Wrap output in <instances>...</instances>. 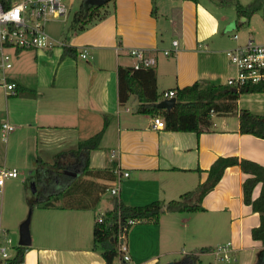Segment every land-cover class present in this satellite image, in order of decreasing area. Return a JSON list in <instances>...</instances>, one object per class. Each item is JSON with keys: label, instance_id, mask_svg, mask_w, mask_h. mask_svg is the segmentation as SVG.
<instances>
[{"label": "crops", "instance_id": "1", "mask_svg": "<svg viewBox=\"0 0 264 264\" xmlns=\"http://www.w3.org/2000/svg\"><path fill=\"white\" fill-rule=\"evenodd\" d=\"M73 1L78 9L86 0H68L69 6ZM225 2L109 0L106 8L110 13L82 32L68 30L67 35L60 32L56 36L48 30L76 55L64 56L63 47L24 50L18 55V67L14 65L11 71L15 92L0 88V133L3 123L12 126L2 138L4 143L0 137V171L16 169L32 190L30 178L38 157L51 163L56 153L75 148L80 140L102 129L99 148L90 153V168L106 169L114 161V178H83L108 188L116 182L117 169L127 172L128 176L120 178L116 198L128 206L167 202L195 191L218 157L244 158L264 166V139L240 133L235 113L212 114L211 125L199 134L170 131L154 128L153 116L137 113L136 107L129 105L138 104L134 96L124 104L117 98V69L133 66L132 48L146 50L155 58L160 94L194 82L225 85L232 65L224 52L241 43L239 36L234 39L225 31L232 20L238 25V19L223 10ZM153 4L155 14L151 13ZM250 18L242 21L249 23ZM84 48L87 55L82 58L79 54ZM166 49L172 51L170 55H164ZM237 108L264 114V92L240 95ZM245 177L237 165L226 167L202 198V211L166 213L156 224H133L126 238L127 264H172L183 255L190 258V264H200L201 257H206L208 264L211 251L227 241L233 244L235 264H257L255 255L260 258L263 247L251 238V228L258 225L259 216L243 201ZM16 178H6L0 187L8 191L9 180ZM106 188L93 207L82 209L40 208L33 193L30 245L22 263L105 264L93 248L92 230L96 216L112 207ZM259 189L257 185L253 197ZM25 218L20 216L18 222ZM200 218L207 222L210 234L220 230L219 222H226L224 239L203 246L207 251H201L198 243Z\"/></svg>", "mask_w": 264, "mask_h": 264}, {"label": "trees", "instance_id": "2", "mask_svg": "<svg viewBox=\"0 0 264 264\" xmlns=\"http://www.w3.org/2000/svg\"><path fill=\"white\" fill-rule=\"evenodd\" d=\"M192 1L197 2V0ZM106 5V3L103 5L80 4L71 17L69 31L82 32L105 18L110 13ZM234 7L237 19L243 17L248 20L261 9L264 20V0H253L245 5L236 0ZM151 13L155 14L154 4ZM62 54L75 56L76 52L73 48L65 46L62 48ZM263 92L264 84L248 85L237 90L227 85L207 84L203 86L199 82H194L191 85L174 89L173 97L176 100L174 106L170 109H163L156 106V103L163 98V94L158 93L156 89L154 66L137 69L120 66L117 69L118 102L124 104L130 96H134L138 102L137 113L160 117L163 120L164 129L170 131H192L199 134L211 125L212 114L235 113L238 116L240 133L252 134L264 139V114H255L248 109L237 108L240 95ZM105 125L104 123V127ZM102 134L103 129L80 140L75 148L56 153L51 163L39 157L36 159V165L30 178L35 187L36 206L82 209L93 207L97 203L99 194L104 192L106 186L88 181L83 176L110 180L114 178V161L106 169L94 171L90 168V153L99 148ZM233 165H237L246 175L242 183L244 203L250 205L259 216L258 225L251 228V238L263 247L260 256L263 260L264 166L252 160L236 157H218L207 170L206 180L198 184L195 191L186 192L178 199L167 202L156 200L142 206H128L113 197L112 207L100 215L101 221H94L93 248L98 249L105 264H112L118 257L115 234L118 227L123 226L127 220L156 224L166 213L202 211L200 203L204 195L217 184L225 168ZM257 185H260L259 193L253 197V191ZM26 249L27 247L17 245L11 263H22ZM208 249L203 247L200 250L207 251ZM189 259L184 257L172 264H190Z\"/></svg>", "mask_w": 264, "mask_h": 264}, {"label": "built area", "instance_id": "3", "mask_svg": "<svg viewBox=\"0 0 264 264\" xmlns=\"http://www.w3.org/2000/svg\"><path fill=\"white\" fill-rule=\"evenodd\" d=\"M16 13L17 18L4 19L5 14ZM69 13V6L63 0H0V88L7 93L15 92V83L12 81L11 71L14 60L24 50H50L55 47H65L66 42L52 37L48 31V24L54 21L65 22ZM232 38L237 39L234 33ZM175 46L176 40L172 41ZM171 50H163L164 55H170ZM129 54L135 59L133 68L148 67L155 64V58L147 54L146 50L132 48ZM225 56L234 68V74L225 80V85L237 90L248 85L264 84V42H256L247 38L243 43L225 50ZM85 58L87 50L80 52ZM164 97H173L174 90L163 93ZM154 128H164L160 117L153 118ZM1 136L6 138L7 132L12 129L7 123L1 125ZM116 182L106 188L111 196L117 197L121 177L128 176L127 172L115 171ZM16 169L0 171V185L6 178H16ZM103 213L95 221L100 222ZM137 221L129 219L123 226H119L115 234L118 257L112 264H127L130 255L127 245L129 227ZM5 230L0 228V264H12L14 254L9 253L4 243ZM234 247L231 241L218 245L211 251L212 259L208 264H235ZM23 264V263H17Z\"/></svg>", "mask_w": 264, "mask_h": 264}, {"label": "rangeland", "instance_id": "4", "mask_svg": "<svg viewBox=\"0 0 264 264\" xmlns=\"http://www.w3.org/2000/svg\"><path fill=\"white\" fill-rule=\"evenodd\" d=\"M68 6V0H63ZM224 4L223 10L227 15L233 16L237 18V14L235 12L234 7V0H226ZM253 0H248L247 3L252 2ZM71 3V2H70ZM73 4L69 6V13L67 16V19L65 22H50L48 24V30L55 34L56 36H60L61 34L67 35L69 30V24L71 17L73 13L77 9V3L75 1L72 2ZM246 4V3H245ZM263 11L260 9L257 12H255L251 18L249 23L241 21V18L237 20L238 25L234 30L229 31L228 33L234 34L236 33L240 39L239 41L242 43L247 38H253L256 42H264V20L262 17ZM61 32V34H60ZM232 43V42H231ZM26 53V52H25ZM24 53V54H25ZM21 56L17 57V59L14 60L15 67H18V63L20 62ZM30 61L33 62L34 58L31 57ZM231 68V74H234V68L233 66H230ZM133 107H136V104L130 103ZM1 142L2 136L0 133ZM4 143V142H3ZM24 177L22 174L19 175L16 179L9 180L11 183L8 186V191H6V188L0 187V226L3 228H7L8 230L5 232V245L8 248L9 253H13L15 250V247L19 240V218L20 216L24 215V218L28 215H32V208L31 204L29 202L34 199V194L31 190V187L29 186V181L26 179L24 182L21 181V179ZM17 182H20L18 184ZM22 183V184H21ZM19 186H18V185ZM103 200L105 199V195L103 196ZM113 198V196H111ZM33 201V200H32ZM105 201L102 202L104 204ZM24 220V219H23ZM221 224V228L218 232H215L214 234H210L209 230L207 228V222L203 221V219L200 218V238L198 243H200V249L201 247L205 245H215L216 242H219L224 239L225 237V231L224 227L226 225V222L222 221L219 222ZM29 232L31 234V226H28ZM185 249H187L185 247ZM182 256V255H180ZM179 256V257H180ZM185 256L183 255L182 258ZM257 264H262L264 261V257L261 260L260 258H257L255 255L254 258ZM207 258L201 257L200 258V264H206ZM264 264V263H263Z\"/></svg>", "mask_w": 264, "mask_h": 264}, {"label": "water", "instance_id": "5", "mask_svg": "<svg viewBox=\"0 0 264 264\" xmlns=\"http://www.w3.org/2000/svg\"><path fill=\"white\" fill-rule=\"evenodd\" d=\"M109 0H86L85 3L91 4V5H103ZM244 20V18L241 19V21ZM237 26L236 21L232 20L230 21L227 26L225 27V31H231L234 30ZM175 97H168L164 98L156 103V106L158 108L163 109H170L175 104ZM32 192L35 193V187L34 184H32ZM30 221V215H28L20 224L19 226V241L18 246H24L27 247L30 245V232L28 229Z\"/></svg>", "mask_w": 264, "mask_h": 264}, {"label": "clouds", "instance_id": "6", "mask_svg": "<svg viewBox=\"0 0 264 264\" xmlns=\"http://www.w3.org/2000/svg\"><path fill=\"white\" fill-rule=\"evenodd\" d=\"M9 17H11L12 19H16L17 16H16V13H9V14H5L4 15V19H9Z\"/></svg>", "mask_w": 264, "mask_h": 264}]
</instances>
